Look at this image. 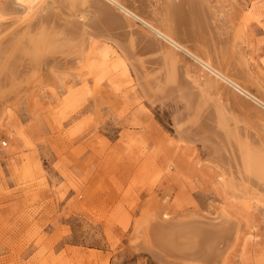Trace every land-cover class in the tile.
I'll return each mask as SVG.
<instances>
[{
  "label": "rangeland",
  "instance_id": "374dc122",
  "mask_svg": "<svg viewBox=\"0 0 264 264\" xmlns=\"http://www.w3.org/2000/svg\"><path fill=\"white\" fill-rule=\"evenodd\" d=\"M236 3L264 78V0ZM0 12L25 13L16 0H0ZM107 56L10 105L0 127V264H162L131 246L156 200L174 219L228 208L245 224L223 263L264 264V207L231 204L207 148L181 144L170 113Z\"/></svg>",
  "mask_w": 264,
  "mask_h": 264
},
{
  "label": "bare ground",
  "instance_id": "6f19581e",
  "mask_svg": "<svg viewBox=\"0 0 264 264\" xmlns=\"http://www.w3.org/2000/svg\"><path fill=\"white\" fill-rule=\"evenodd\" d=\"M16 1L22 16L0 12L1 128L21 95L112 51L147 102L170 113L181 144L207 148L230 203L264 207V78L236 0ZM157 202L138 219L132 249L162 264H224L245 223L220 206L214 216L189 210L174 219Z\"/></svg>",
  "mask_w": 264,
  "mask_h": 264
}]
</instances>
